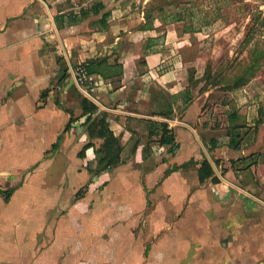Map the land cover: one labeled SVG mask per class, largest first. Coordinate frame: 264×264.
Segmentation results:
<instances>
[{
	"label": "crops",
	"instance_id": "crops-1",
	"mask_svg": "<svg viewBox=\"0 0 264 264\" xmlns=\"http://www.w3.org/2000/svg\"><path fill=\"white\" fill-rule=\"evenodd\" d=\"M197 2L0 0V264H264L260 140L231 149V114L224 132L202 110Z\"/></svg>",
	"mask_w": 264,
	"mask_h": 264
},
{
	"label": "rangeland",
	"instance_id": "rangeland-1",
	"mask_svg": "<svg viewBox=\"0 0 264 264\" xmlns=\"http://www.w3.org/2000/svg\"><path fill=\"white\" fill-rule=\"evenodd\" d=\"M197 10L207 16L194 26L211 23L209 35L195 37L197 51L186 59L194 61L187 68L199 77L191 85L202 110L211 127L224 132L228 116H237L232 126H240L242 145L260 140L257 151L264 161V0H198ZM237 78L243 80L234 85Z\"/></svg>",
	"mask_w": 264,
	"mask_h": 264
},
{
	"label": "trees",
	"instance_id": "trees-1",
	"mask_svg": "<svg viewBox=\"0 0 264 264\" xmlns=\"http://www.w3.org/2000/svg\"><path fill=\"white\" fill-rule=\"evenodd\" d=\"M85 69H86L85 71H87L89 74L96 73L95 70L93 69L92 63L87 64ZM241 80H243V79L237 78V80H236L237 82L234 85H238V83L241 82ZM82 104H83V115L84 116L89 115V116H87V120H86L85 124L86 123L89 124V129L91 130L90 137H93L92 135L94 134V132H92V128L94 126H99L100 130H99L97 136L102 137V139H104V141H105V143L102 146L101 151H103V152L105 151L106 155L100 159L99 165H103V169H106V168H109V167L116 165L118 163V160H117L118 155L117 154L120 150V148L117 144V141L112 137V135L110 133H106L107 131L104 129L105 122H104V118L102 115H101L102 118H100V120H98V118H92L90 116L91 113L93 111H95L94 106L89 105L86 100H83ZM230 119H231L230 120L231 123L232 122L234 123V121L237 119V116H235L234 114L230 115ZM231 126H232V124H231ZM68 128H69V125L66 127L65 130H68ZM238 129H240V126H235V127L232 126L230 131L227 134V137L229 138L228 146L231 149H237L239 147V140H236L239 137V134L237 133ZM164 134L165 135H164L163 143L169 144L173 138L171 135H168L167 132H165ZM104 137H106V138H104ZM216 143H217L216 141H212V143H211L212 147H215ZM91 146H92V143L90 141L88 143H86L82 147V149L79 153V157L82 158L83 152ZM213 174H214L213 169H212L211 165L209 164V162L207 160L202 161L200 169L198 171L199 182H202L205 179L213 177ZM212 181L216 182V180L214 178Z\"/></svg>",
	"mask_w": 264,
	"mask_h": 264
},
{
	"label": "built area",
	"instance_id": "built-area-1",
	"mask_svg": "<svg viewBox=\"0 0 264 264\" xmlns=\"http://www.w3.org/2000/svg\"><path fill=\"white\" fill-rule=\"evenodd\" d=\"M71 75L74 81V84L79 92L88 96V91L86 87L87 82V73L82 66H75L71 68Z\"/></svg>",
	"mask_w": 264,
	"mask_h": 264
}]
</instances>
